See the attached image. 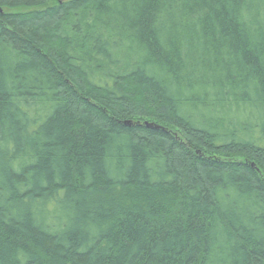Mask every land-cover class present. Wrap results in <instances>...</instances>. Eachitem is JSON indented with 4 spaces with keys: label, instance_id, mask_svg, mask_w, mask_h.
<instances>
[{
    "label": "trees",
    "instance_id": "trees-1",
    "mask_svg": "<svg viewBox=\"0 0 264 264\" xmlns=\"http://www.w3.org/2000/svg\"><path fill=\"white\" fill-rule=\"evenodd\" d=\"M0 264H264V0H0Z\"/></svg>",
    "mask_w": 264,
    "mask_h": 264
}]
</instances>
